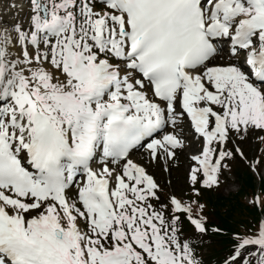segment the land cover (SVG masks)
<instances>
[{"label": "snow or ice", "instance_id": "1", "mask_svg": "<svg viewBox=\"0 0 264 264\" xmlns=\"http://www.w3.org/2000/svg\"><path fill=\"white\" fill-rule=\"evenodd\" d=\"M0 18V264H206L202 202L261 174L264 0H23ZM197 143L195 152L185 149ZM142 152L139 159L134 154ZM181 155L186 191L157 179ZM261 210L215 264H264Z\"/></svg>", "mask_w": 264, "mask_h": 264}, {"label": "trees", "instance_id": "2", "mask_svg": "<svg viewBox=\"0 0 264 264\" xmlns=\"http://www.w3.org/2000/svg\"><path fill=\"white\" fill-rule=\"evenodd\" d=\"M259 152L264 148L258 143ZM231 167L227 169L238 183L237 191L231 196L222 193L214 194L212 191L205 192L202 202L206 204L205 212L209 218V225L219 227L220 233L210 234L211 241L205 238L208 247L201 248L206 259V264H215L219 255L227 251L230 244L228 233L242 230L249 221H255L261 214L259 208L250 206L245 200L251 199L257 192L264 193V180L256 179L245 161L237 157L229 162Z\"/></svg>", "mask_w": 264, "mask_h": 264}, {"label": "rangeland", "instance_id": "3", "mask_svg": "<svg viewBox=\"0 0 264 264\" xmlns=\"http://www.w3.org/2000/svg\"><path fill=\"white\" fill-rule=\"evenodd\" d=\"M1 1L3 2L2 4L3 10L2 12H0V14L2 15L3 13L5 17H9L10 14H15L17 11H19L18 7L16 9H13L11 7L13 3H16L17 5L23 3V0H19L18 3L15 0H1ZM258 142L259 141L255 138V135H252L249 137L248 141L243 144V150L245 151L246 154H248L249 157H252L258 154L259 152ZM197 147H198V144L194 142L190 145V147L185 149V152L186 153L195 152ZM141 155H142V152H138L134 154V158L139 159ZM188 164H189V161L187 160L186 156L181 155L179 158L178 164H174L171 168V176L169 177V174L167 172H163L157 169L156 170L157 179L164 184H167L168 180L171 179L173 190L179 192L183 188L186 191L187 186L184 183V178H185V173L188 169ZM250 171L254 176H256V178L260 177L262 178V180H264V165H262L261 174L258 176L254 174L252 170ZM220 181L221 183H220L219 189L212 190L214 194L222 193V195L227 197V196H231L237 191L238 189L237 181L234 179L233 176H231L225 170L223 172V175L220 177ZM249 200L250 199L246 198L245 201L249 203Z\"/></svg>", "mask_w": 264, "mask_h": 264}, {"label": "bare ground", "instance_id": "4", "mask_svg": "<svg viewBox=\"0 0 264 264\" xmlns=\"http://www.w3.org/2000/svg\"><path fill=\"white\" fill-rule=\"evenodd\" d=\"M15 1H17V3L19 2V0H15ZM2 4H3V2L0 0V12H2V10H3ZM4 17H5V15L3 13H2V15L0 14V18H4Z\"/></svg>", "mask_w": 264, "mask_h": 264}]
</instances>
